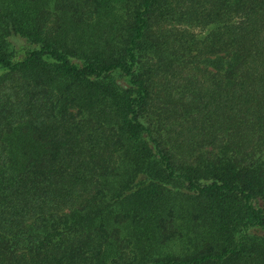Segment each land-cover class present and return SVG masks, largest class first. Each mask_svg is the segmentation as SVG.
I'll return each mask as SVG.
<instances>
[{
    "label": "trees",
    "instance_id": "trees-1",
    "mask_svg": "<svg viewBox=\"0 0 264 264\" xmlns=\"http://www.w3.org/2000/svg\"><path fill=\"white\" fill-rule=\"evenodd\" d=\"M0 264H264V0H0Z\"/></svg>",
    "mask_w": 264,
    "mask_h": 264
},
{
    "label": "rangeland",
    "instance_id": "rangeland-1",
    "mask_svg": "<svg viewBox=\"0 0 264 264\" xmlns=\"http://www.w3.org/2000/svg\"><path fill=\"white\" fill-rule=\"evenodd\" d=\"M197 31H199V30H197Z\"/></svg>",
    "mask_w": 264,
    "mask_h": 264
}]
</instances>
